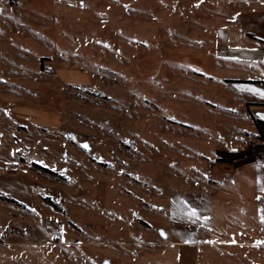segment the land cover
Instances as JSON below:
<instances>
[{
  "label": "rangeland",
  "instance_id": "1",
  "mask_svg": "<svg viewBox=\"0 0 264 264\" xmlns=\"http://www.w3.org/2000/svg\"><path fill=\"white\" fill-rule=\"evenodd\" d=\"M148 2L0 0V182L35 188L30 207L0 198V264H177L178 249L156 260L144 243L171 240L172 198L209 182L204 157L226 148L215 133L228 119L202 103H224L196 80L214 66ZM238 250H213V263L243 264Z\"/></svg>",
  "mask_w": 264,
  "mask_h": 264
},
{
  "label": "crops",
  "instance_id": "2",
  "mask_svg": "<svg viewBox=\"0 0 264 264\" xmlns=\"http://www.w3.org/2000/svg\"><path fill=\"white\" fill-rule=\"evenodd\" d=\"M146 1L148 10L154 9V4L162 6L163 27L169 33L188 34L181 37L193 42L196 53L214 66L213 72L195 74L196 80L206 82L207 88L223 97V105L206 100L202 103L214 108L212 112L223 113L228 122L224 128L216 126L215 133L218 140L227 141L226 148L216 150L211 158L204 157V176L209 182L195 179L201 185L172 198L178 217L169 216L171 240L144 244L156 260L168 257L172 248L178 249L176 257L173 254L177 264H182L184 258V264H215L213 250L223 248H239L234 253L236 262L241 258L243 264H264V243H258L264 241V149L244 156L250 147L264 143V96L250 91L264 90V0ZM175 17L183 18L184 23L175 25ZM192 18L197 20L190 21ZM71 71L87 86L90 80L86 72ZM58 73L60 76L64 72ZM12 113L19 121L30 122L41 130L54 131L61 125L43 126L38 111L24 106H13ZM32 183L26 177L6 176L0 190L30 207L35 203ZM181 201L196 208L199 218L189 217Z\"/></svg>",
  "mask_w": 264,
  "mask_h": 264
},
{
  "label": "trees",
  "instance_id": "3",
  "mask_svg": "<svg viewBox=\"0 0 264 264\" xmlns=\"http://www.w3.org/2000/svg\"><path fill=\"white\" fill-rule=\"evenodd\" d=\"M77 89H80V88H77ZM264 149V143L262 144H257V145H254L252 147L249 148V150L244 154V156H251L253 155V153L255 152H258L260 150ZM223 162H225V160H221ZM34 169H40V170H43V171H46V172H51V173H54L52 172L51 170L47 169V168H43L37 164H33L32 166ZM0 198L4 201H7V202H10V203H17L15 200L11 199V198H8L6 196H2L0 195ZM46 202L48 204H50L52 206V208L57 211V212H62L63 211V208L61 206H59V203L57 202H54L53 200H51L50 198H46Z\"/></svg>",
  "mask_w": 264,
  "mask_h": 264
},
{
  "label": "snow or ice",
  "instance_id": "4",
  "mask_svg": "<svg viewBox=\"0 0 264 264\" xmlns=\"http://www.w3.org/2000/svg\"><path fill=\"white\" fill-rule=\"evenodd\" d=\"M197 70H199V69H197ZM250 91L255 92V93H257V94H259L261 96H264V90L252 88V89H250ZM83 147L84 148H88L89 145L87 143H84ZM181 204L186 209L187 215L189 217H197V218H199L198 215H197L198 214V210L196 208L189 206L186 201H181ZM33 211H35V209H33ZM203 219L208 220L209 218L208 217H203ZM261 219L264 220V215L261 216ZM258 243H264V241H260Z\"/></svg>",
  "mask_w": 264,
  "mask_h": 264
}]
</instances>
